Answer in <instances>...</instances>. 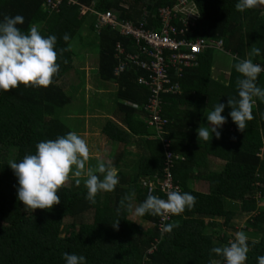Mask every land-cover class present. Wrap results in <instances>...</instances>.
Here are the masks:
<instances>
[{
    "label": "trees",
    "instance_id": "obj_1",
    "mask_svg": "<svg viewBox=\"0 0 264 264\" xmlns=\"http://www.w3.org/2000/svg\"><path fill=\"white\" fill-rule=\"evenodd\" d=\"M43 1L0 0V20L4 15H21L24 24L18 27L22 31L27 32L29 25L37 24L42 34L57 37V50L71 46L58 58L59 73L47 88L20 85L7 92L0 90V264H66L63 259L66 252L83 255L85 264H211L214 260L225 264L211 249L228 244L225 229L233 228L236 218L246 214L250 216L247 224L254 227L252 233L261 239L248 243L247 258L251 253L264 252V156L259 155L264 154V101L255 98L254 119L247 122L243 132L232 121L231 108L227 106L228 98L238 99L236 80L240 74L235 71L236 61L232 56L251 58L264 66V5L240 12L235 7L238 0H189L199 12L196 24L191 26H185L181 14L177 13L172 22L183 29V35L179 36L194 40L222 39L224 49L209 45L198 55V65L187 68L181 76L170 71L172 82H178L181 90L173 91L176 88L172 87L169 92L160 93L164 102L162 117L169 122L160 134L149 128L142 112L136 115L135 109L122 101L129 98L130 102L142 106L151 95V88L138 81L145 74L139 66L129 64L122 73L115 74L120 61L116 55L117 44L127 51H137L134 41L110 26L98 30L96 15H81L77 5L63 4L58 12L48 14L43 9ZM79 1L94 2L96 9L112 10L120 19L137 25L151 6L145 20V26L150 28H159L161 7L173 8L179 2ZM91 32L96 35L100 48L97 65L100 77L120 83L118 108L123 113L125 127L110 118H103L106 119L103 123L99 118L92 119L90 124L96 122L113 142H127L129 130L149 137L148 151L140 157L137 170L129 177L118 172L119 183L114 191L98 193L94 204L86 199L84 178H80L77 186V178L70 174L68 182L58 191L61 203L49 210L32 212L18 201V180L9 162H19L25 155L35 154L37 143L69 132L85 138L86 123L77 122L81 128L77 131L61 116L62 109L72 100L58 82L75 66L76 44ZM66 33L70 36L67 43L63 40ZM253 44L260 49V55L248 57ZM256 83L264 88V72L259 74ZM196 103L198 112L188 111L187 106L193 108ZM218 103L226 105L222 115L227 118L218 129L220 139L213 134L207 142L198 140L196 130L209 126L206 107L212 111ZM166 142H169L167 148ZM210 155L225 162L221 170L210 169L207 158ZM119 159L117 156L114 161L116 167L121 165ZM99 160L103 158H93L89 165L95 167ZM168 174L173 176L174 186L181 192L196 197L195 206L178 216L170 215L167 220L146 214L140 218L147 227L129 219L130 212L120 204L125 195L135 192L133 209L149 194L167 199L160 180ZM194 180L206 182L204 188L208 190H193L190 184ZM87 216H92V220L85 223L83 219ZM67 219L71 223L65 229ZM117 219H120L119 228L114 230L112 225ZM170 223H178L179 227L171 233L162 232V226Z\"/></svg>",
    "mask_w": 264,
    "mask_h": 264
},
{
    "label": "clouds",
    "instance_id": "obj_2",
    "mask_svg": "<svg viewBox=\"0 0 264 264\" xmlns=\"http://www.w3.org/2000/svg\"><path fill=\"white\" fill-rule=\"evenodd\" d=\"M264 5V0H238L235 7L243 12L254 7ZM24 24L21 15H4L0 20V90L5 92L20 85L47 88L53 83L54 77L59 73L58 58L68 48L56 49L57 37L55 35L42 34L39 25L31 24L28 31H22L18 25ZM70 36L66 33L63 40L67 43ZM260 49L251 47L248 57L259 56ZM232 60L235 71L239 73L236 80L238 99L228 98L227 106L231 108L229 113L232 121L239 131L247 127V122L254 119L252 109L255 98L264 101V88L257 86V79L264 66L254 63L251 58L241 59L233 55ZM67 63V61H64ZM226 105L218 103L214 110L207 115L208 127L200 126L197 129L198 140L205 142L212 139H220L222 126L227 118L222 115ZM235 139V138H233ZM263 158L264 154H260ZM91 152L87 141L76 132H69L56 139L44 140L36 145L35 154H27L19 162L10 161L9 167L18 180V201L25 209L49 210L61 203L58 191L68 182L69 175L73 174L77 179L75 183L80 185L84 178V186L87 189L86 199L91 203L96 202V196L101 192H112L119 183L118 169L111 163L106 164L99 160L95 167L89 165ZM167 199L149 194L147 198L133 209L132 200L135 192L125 195L121 200V207L137 217L146 214L167 218L169 215H180L186 209L191 210L196 204V197L188 192H181L179 188L169 190ZM120 209H117L119 215ZM120 219L112 225L118 230ZM178 223H170L162 226V232L171 233ZM248 236L243 231L235 233V239L222 247H213L211 253L222 257L225 264H245L248 246ZM66 264H85L83 255L64 253ZM258 264H264V256L257 257ZM211 264H221L219 260L211 261Z\"/></svg>",
    "mask_w": 264,
    "mask_h": 264
},
{
    "label": "built area",
    "instance_id": "obj_3",
    "mask_svg": "<svg viewBox=\"0 0 264 264\" xmlns=\"http://www.w3.org/2000/svg\"><path fill=\"white\" fill-rule=\"evenodd\" d=\"M189 2V0H179L173 8L161 7L159 9V21L161 22L159 28L146 27L145 18L138 25L129 20L120 19L112 10L103 12L96 9L94 2L85 4L79 0H44L42 6L45 12L51 14L58 12L63 4L77 5L80 7L81 15L88 13L96 15L95 26L98 30L110 26L134 41L137 51H127L120 43L117 44L116 55L120 61L115 68V74L122 73L129 64L137 65L145 71L138 81L151 88V95L147 104L140 105V108L143 109L144 118L147 117L149 128L153 132L161 134L169 122L162 117L164 102L160 93L169 92L168 89L172 87L176 88L173 91L181 90L178 82H172L170 71H175L177 76H181L187 68L198 65V55L209 45H216L219 49H224L222 39L197 38L194 40L179 36L183 35V29H178L177 25L172 22L177 13L181 14L180 18L184 21L185 26L195 25L197 17H199L198 10L195 16L185 12ZM165 146L167 148L169 142H166ZM168 155L170 159L171 154ZM160 184L162 189L167 192L175 187L171 174H168L166 179L160 180ZM169 218L170 215L164 219ZM234 239L235 234L231 240Z\"/></svg>",
    "mask_w": 264,
    "mask_h": 264
},
{
    "label": "rangeland",
    "instance_id": "obj_4",
    "mask_svg": "<svg viewBox=\"0 0 264 264\" xmlns=\"http://www.w3.org/2000/svg\"><path fill=\"white\" fill-rule=\"evenodd\" d=\"M185 12L187 14H190L191 16H195L197 15V9L195 7V5H193L191 2L188 4V6L185 9ZM264 14V11L263 13ZM74 44V42H73ZM77 45V48H74L75 50V62L74 65L78 71V76L75 72H73V76H72V72L70 73L71 75L67 74L66 78L64 76V84H68V82H75L73 79H75L76 77L80 78V80L82 81L84 79L85 73L86 71L84 68L85 64H87V66L92 67L90 69V73L93 75L97 72V65H98V61H99V51L100 48L98 46V44L96 43V35L91 32L88 35H85L84 38L82 39V42H79V45ZM229 60H231V58H228ZM81 67H83L81 69ZM80 88H83V85L78 86L74 83H70L69 86L65 87V91L66 94L71 98L72 102L66 106L64 109H62V113L61 116L62 118L65 120V122L68 125H72L74 130H81L80 127H78V125L76 124L77 122L80 123H86V121H92V119H88L85 117V115L87 114H94V115H104V114H115L118 113V108H117V99L114 98V100L108 95L105 94L104 95V99L98 97L97 93L95 91H89L88 93L91 94V99L88 100L85 97V92L83 90H81ZM100 96V95H99ZM81 115V117H80ZM99 120L103 123L104 120L103 118L106 117H98ZM109 119V118H107ZM96 120V119H94ZM83 126V125H82ZM95 132H88L86 134V136H90L91 134H93ZM102 133V132H101ZM197 133V130H196ZM103 134V135H102ZM99 134V133H95V137H93V135H91V140H95V138H101L100 139V143H104V139L106 140V137L104 135V133ZM263 138H264V131L262 132ZM96 141V140H95ZM109 142H111L108 139ZM120 146V145H119ZM93 163L95 162V160H92ZM191 187L193 190H201L203 191L201 188L202 186L204 187L205 184L204 182H200V181H195L191 182ZM237 208V206H236ZM263 207L261 206V209ZM129 219L133 220L134 222H136L137 224L141 225L142 227H147L148 224L141 219L140 217H137L135 215H133L131 212L129 213ZM249 215H242L240 218H236V221L233 222V228L229 227L227 229H225L226 234L229 236V240L234 238V234L238 231H243L247 236H248V243H252V242H259L261 239L256 238L257 234H253L252 230H253V226H249L247 224V220L249 219ZM92 220V216H87L83 219V222H90ZM71 223V219H67L65 221V224L67 225L65 227V229L69 226V224ZM65 231H62V235H66V233H64ZM259 256H264V252L262 253H257V254H249L246 262L249 264H258L257 261V257Z\"/></svg>",
    "mask_w": 264,
    "mask_h": 264
},
{
    "label": "crops",
    "instance_id": "obj_5",
    "mask_svg": "<svg viewBox=\"0 0 264 264\" xmlns=\"http://www.w3.org/2000/svg\"><path fill=\"white\" fill-rule=\"evenodd\" d=\"M83 67H81L82 69ZM87 68V71H86ZM92 67L87 66V64H85L84 68L86 73L84 76V79L81 81L80 78L76 77L75 79H73L75 82H68V84H64V79L66 78L67 74L71 75L70 73L72 72V76H73V72H75L78 76V71L76 69V67L74 66V68L70 71H68L65 75V78L63 77L58 83L59 85L63 86V88L65 89L66 86H69L70 83H74L78 86L83 85V88H80L81 90H83L85 92V97L86 99L90 100L91 99V94L88 93L89 91H95L98 95V97L104 99V95L108 94L113 100L114 98L117 99V108H118V104H119V95H118V91L120 89V83L115 80V79H102L100 77L99 71L97 69V72L95 74H91L90 73V69ZM70 72V73H69ZM138 84H140L138 82ZM100 95V96H99ZM123 103H127L130 104L136 111V115L138 114L140 116V112H142V117L144 118V114L143 111L140 110V105L137 102H130L131 100L129 98H124ZM206 108H208V110H206L205 112V116L208 115V113L211 111V107L207 106ZM188 111H193V112H198V105L196 103L195 107L192 106L190 107L189 105L187 106ZM118 113L115 114H104V115H94V114H87L85 115V117L88 119H96L98 117H106V118H110L112 120H114L115 122H117L118 124L122 125L125 127V125L123 124V113L121 110H119L118 108ZM198 114V113H197ZM196 115V114H195ZM195 115H192L193 117ZM176 121V120H175ZM96 123V122H95ZM94 124H88V121H86V125L84 128V136H85V140L88 143V146L90 148V152H91V159L93 158H103V160H105V163H111L114 167L115 166V159L118 156L120 159V163L121 165H119L118 167H116L118 169V172L126 174L125 176L129 177V175L133 174L137 169L136 167L138 166V162L140 160V157L144 156L146 154V151H148V147H146V141L151 140L149 137H145L144 135H140L137 133H133L132 131H128L129 135L126 138L127 142H118V141H111V139L108 138L107 135H105L106 140L104 139V143H100V139L101 138H95V140H91V135H93V137H95V133H99L102 134L100 131V127L96 126ZM202 125V123H201ZM204 126V125H203ZM206 127H208L207 125H205ZM99 128V129H98ZM127 128V127H126ZM129 129V128H128ZM88 132H95L93 134H91L90 136H86V134ZM103 135V134H102ZM108 139L111 141L109 142ZM120 145V146H119ZM106 153V154H105ZM105 157V159H104ZM208 160H210V169L213 171H219L223 168V166L225 165V162L219 158H216L212 155L207 157ZM91 159L89 161V163L91 162ZM207 183L205 182V185ZM203 191H207L208 188H204L202 186L201 188Z\"/></svg>",
    "mask_w": 264,
    "mask_h": 264
},
{
    "label": "water",
    "instance_id": "obj_6",
    "mask_svg": "<svg viewBox=\"0 0 264 264\" xmlns=\"http://www.w3.org/2000/svg\"><path fill=\"white\" fill-rule=\"evenodd\" d=\"M149 11H151V6H148V7H147V10L145 11V13H144V15H143V18L146 19V16H147V14H148Z\"/></svg>",
    "mask_w": 264,
    "mask_h": 264
}]
</instances>
